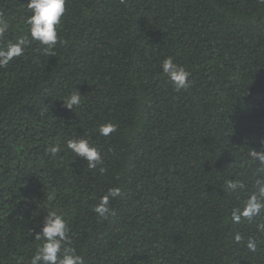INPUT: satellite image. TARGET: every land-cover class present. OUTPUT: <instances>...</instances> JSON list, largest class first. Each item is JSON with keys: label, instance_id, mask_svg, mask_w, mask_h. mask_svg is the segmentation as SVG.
<instances>
[{"label": "trees", "instance_id": "16d2710c", "mask_svg": "<svg viewBox=\"0 0 264 264\" xmlns=\"http://www.w3.org/2000/svg\"><path fill=\"white\" fill-rule=\"evenodd\" d=\"M27 3L0 0L9 25L0 46L28 35ZM65 9L54 57L32 42L0 67V264H27L51 209L85 264H264V213L230 218L253 190L249 149L264 148V2L66 0ZM167 57L190 72L189 88L162 73ZM74 91L81 103L70 110L62 100ZM104 123L116 131L100 135ZM79 138L102 165L89 169L64 148ZM230 179L245 188L230 192ZM116 187L115 215L99 218L94 206Z\"/></svg>", "mask_w": 264, "mask_h": 264}, {"label": "clouds", "instance_id": "9594fccd", "mask_svg": "<svg viewBox=\"0 0 264 264\" xmlns=\"http://www.w3.org/2000/svg\"><path fill=\"white\" fill-rule=\"evenodd\" d=\"M65 4L66 0H28L26 9L29 15L25 18L28 35L18 38L15 42L8 40L0 46V67H6L14 58L23 56L26 46L32 42L42 46L44 55L54 57L55 47L59 42L57 27L65 13ZM8 28V23L0 17V37L4 36ZM160 67L162 73L172 82L177 91L191 86L190 72L175 63L172 57L165 58ZM81 98L80 94L74 91L62 100L63 106L73 110L74 107L80 105ZM97 131L100 135L108 136L116 131V126L112 123H104L98 126ZM64 148L73 153L75 157L82 158L89 169H96L97 165L103 163L100 152L88 139H69L65 142ZM249 150L248 156L256 165L252 180L253 190L239 206L232 208L230 218L235 224H239L242 219L253 221L254 218L264 213V148ZM60 151L58 144L46 148V152L52 156H56ZM99 171L103 174L106 169L101 166ZM225 183L227 189L233 193L245 188L244 184L235 179L227 180ZM121 195L120 188L109 189L107 195L102 196L94 206L93 212L103 219H107L110 215L114 216L115 211L109 206L110 200ZM47 200L53 201L54 196L49 195ZM257 227L258 230L264 231V223L258 224ZM29 235H32V232H29ZM34 240L39 243L27 264H85L84 257L78 254L72 246L70 228L62 212L55 209L46 211L43 226L35 233ZM242 240L243 237L239 233L234 235L235 242ZM245 246L254 252L257 244L254 239L249 238ZM17 264H23L22 257L17 258Z\"/></svg>", "mask_w": 264, "mask_h": 264}]
</instances>
